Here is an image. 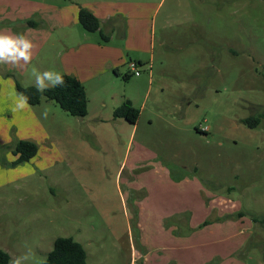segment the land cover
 Here are the masks:
<instances>
[{
    "label": "rangeland",
    "instance_id": "obj_1",
    "mask_svg": "<svg viewBox=\"0 0 264 264\" xmlns=\"http://www.w3.org/2000/svg\"><path fill=\"white\" fill-rule=\"evenodd\" d=\"M44 1L29 10L31 62L0 65V248L39 264L56 237L72 236L88 264H150L147 245L201 226L200 248H162L158 264H189V253L192 264H264V0ZM85 2L120 4L102 26L109 41L98 31L69 46L49 40ZM128 2L155 14L134 21ZM33 68L77 77L87 114L45 97L15 111L16 81L33 85ZM126 99L141 110L136 123L114 116ZM260 114L255 127L244 122ZM19 140L38 151L17 163ZM173 253L183 260L165 263Z\"/></svg>",
    "mask_w": 264,
    "mask_h": 264
},
{
    "label": "trees",
    "instance_id": "obj_2",
    "mask_svg": "<svg viewBox=\"0 0 264 264\" xmlns=\"http://www.w3.org/2000/svg\"><path fill=\"white\" fill-rule=\"evenodd\" d=\"M78 22L87 31H98L102 35V39L108 40L100 29L99 18L88 8L81 7L78 11ZM30 25H37L33 20L28 21ZM139 63H141L139 61ZM114 72L118 73L115 69ZM65 83L57 86L55 89H48L44 93H38L32 85L24 86L19 81H16V88L19 93H24L29 97L28 103L30 105H37L45 97L48 100L56 102L64 111L70 115L84 117L88 111V95L82 82L75 76L63 73ZM129 74H125L127 79ZM141 110L134 106L132 101L126 99L114 111L115 117H121L125 120L136 123L140 116ZM263 115L250 116L244 120L249 127H255L262 119ZM200 131L199 128H197ZM38 145L31 140H19L15 146L14 154L18 155L16 162L20 163L27 161L36 155ZM242 211L240 215H243ZM253 216V220H257ZM205 221L202 225L208 224ZM263 222V221H262ZM10 254L4 249L0 248V264H9ZM39 264H88L87 252L83 244L75 240L72 236H58L55 238L53 247L49 251L45 260Z\"/></svg>",
    "mask_w": 264,
    "mask_h": 264
},
{
    "label": "crops",
    "instance_id": "obj_3",
    "mask_svg": "<svg viewBox=\"0 0 264 264\" xmlns=\"http://www.w3.org/2000/svg\"><path fill=\"white\" fill-rule=\"evenodd\" d=\"M46 1L44 0H0V21H4L5 23V27L3 29L2 32H11V33H22L25 36H27L30 40H31V32L32 30L37 28V25H30L28 23V21L31 20L30 14L31 12H29L30 9L32 8H39V7H45ZM84 6H87L88 8H90V10H92L100 19V29L103 32V23L105 22V20H111L112 18L115 19L116 15L120 14L117 13V10L119 9V3H115L114 5H105L103 6V8H100V6L97 4V7H94V4H90L88 2H85ZM123 4H127V3H123ZM128 4H133L130 7H123L122 6V11L124 15L130 16V14H132V19L134 21H139L140 19H144V18H149L150 14L151 17L154 16L156 8L152 11L148 10V8L144 5H137V3H131L128 2ZM15 8H18V10H15ZM98 8V9H97ZM100 8V9H99ZM24 9L28 10L25 11ZM78 7L76 8V11L74 13H72V17L71 18H63L61 22L57 23L56 27H59V31L57 33V31L55 32L56 27H51L49 29V31H47V38L50 40L53 35L56 33L57 35V41L64 46H69V44L73 41V39L77 36V37H82V38H88L90 31L85 30L82 26H80L81 28H79L80 23L78 22ZM44 16V14H43ZM15 20H18V22H16V26L12 27L10 25H8L10 22H13ZM51 20V19H50ZM32 21V20H31ZM36 22V21H34ZM52 22V21H51ZM116 23V22H115ZM55 24V23H52ZM54 26V25H51ZM70 28V29H69ZM110 28V27H109ZM18 30V31H17ZM124 36H127V29L123 30ZM106 35V34H105ZM108 40H104V41H109ZM132 38V43L137 44V39L136 37L133 39V36H131ZM46 40V38H45ZM138 41L140 42V40L138 39ZM41 42H39L40 45ZM42 46V43L41 45ZM119 55H118V59H119ZM107 65L109 66L110 69H113V71L116 69L117 72H119V62L116 59H112L107 57ZM139 60V59H138ZM68 73H72V72H68ZM115 73V72H114ZM78 75V74H76ZM200 131H204L207 132L208 128L205 129H201L199 128ZM211 225L206 224V228L209 227ZM199 227V225H198ZM178 227H176L177 229ZM202 228V229H200ZM200 228L198 230H196L194 232V234H192L191 236L188 237H184L182 235H174L175 237H170L169 239H167V241H165L167 244H163V242H161L158 245V242L155 244L150 243L149 245H147L145 247L146 249V253L143 255L144 260L148 263L150 262V264H158L160 258H163V255H160L158 253L159 250H163L164 249H169V248H174L175 246H179L181 245L183 242H185V244L189 243V246H192L191 248H194L196 250V248H200V242L199 240H201L202 234H203V227L200 226ZM172 229H174V227H172ZM180 231V229H179ZM175 232H177V230H175ZM208 232H212L214 234H216L214 231H209L207 229H205L204 231V235L205 233ZM202 233V234H201ZM190 256L189 259H185L186 262H189V264L193 263V261H195V256L193 254H188ZM88 259V258H87ZM177 259H182L181 256H179L177 258L176 254L173 253L170 255L169 260H166L165 263H167L168 261H177ZM154 261V262H153ZM42 262V261H41ZM149 264V263H148Z\"/></svg>",
    "mask_w": 264,
    "mask_h": 264
},
{
    "label": "clouds",
    "instance_id": "obj_4",
    "mask_svg": "<svg viewBox=\"0 0 264 264\" xmlns=\"http://www.w3.org/2000/svg\"><path fill=\"white\" fill-rule=\"evenodd\" d=\"M34 44L22 33L0 32V65L10 64L13 67H21L22 64H29L32 60ZM31 75L34 77L33 87L38 93H44L48 89H55L63 86L64 76L54 70L43 72L33 68ZM29 97L24 93H19L15 104V111H22L28 107ZM47 117V110L44 112ZM30 254L25 253L20 256L11 257L9 264H25L30 259Z\"/></svg>",
    "mask_w": 264,
    "mask_h": 264
},
{
    "label": "built area",
    "instance_id": "obj_5",
    "mask_svg": "<svg viewBox=\"0 0 264 264\" xmlns=\"http://www.w3.org/2000/svg\"><path fill=\"white\" fill-rule=\"evenodd\" d=\"M128 68L135 75H139V71L137 70V62L136 61L131 60L130 62H128Z\"/></svg>",
    "mask_w": 264,
    "mask_h": 264
}]
</instances>
